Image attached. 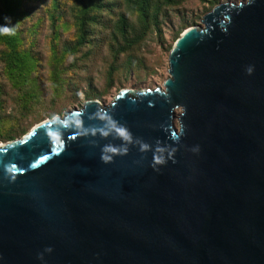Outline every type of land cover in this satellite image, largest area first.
I'll use <instances>...</instances> for the list:
<instances>
[{"label":"water","instance_id":"water-1","mask_svg":"<svg viewBox=\"0 0 264 264\" xmlns=\"http://www.w3.org/2000/svg\"><path fill=\"white\" fill-rule=\"evenodd\" d=\"M202 24L161 88L0 145V264H264V0Z\"/></svg>","mask_w":264,"mask_h":264},{"label":"rangeland","instance_id":"rangeland-1","mask_svg":"<svg viewBox=\"0 0 264 264\" xmlns=\"http://www.w3.org/2000/svg\"><path fill=\"white\" fill-rule=\"evenodd\" d=\"M211 1L163 2L157 23L140 28L131 43V36L123 42L114 34L122 0H15L8 27L24 63L20 73L19 64L10 61L0 21V145L7 143V134L21 139L39 123L80 109L86 101L107 106L123 90L161 88L169 77L172 46L186 29L203 27ZM126 16L136 22L134 14L126 11Z\"/></svg>","mask_w":264,"mask_h":264},{"label":"trees","instance_id":"trees-1","mask_svg":"<svg viewBox=\"0 0 264 264\" xmlns=\"http://www.w3.org/2000/svg\"><path fill=\"white\" fill-rule=\"evenodd\" d=\"M14 1L2 0L5 10L0 12V21L3 27V33H5V40L11 49L9 59L12 63L19 64V72L22 73L23 57L15 49L16 40L11 29L8 27L14 18ZM167 1L169 0H122L124 11L114 21V34L121 36L123 42H127V39L131 36V43H134V41L136 43L140 36V28L146 31L151 25H155L163 7L162 3ZM216 5H218L216 0H212L211 6L214 7ZM126 11L136 16V22L134 24L129 23ZM6 140L7 142L13 141L14 138L7 134Z\"/></svg>","mask_w":264,"mask_h":264}]
</instances>
